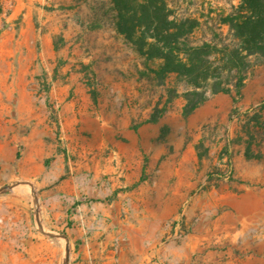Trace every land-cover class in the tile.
Listing matches in <instances>:
<instances>
[{
	"label": "rangeland",
	"instance_id": "obj_1",
	"mask_svg": "<svg viewBox=\"0 0 264 264\" xmlns=\"http://www.w3.org/2000/svg\"><path fill=\"white\" fill-rule=\"evenodd\" d=\"M165 1L210 46L205 82L140 58L110 0H0V264H75L112 215L142 226L153 262L213 264L216 248L264 264V57L213 94L242 0Z\"/></svg>",
	"mask_w": 264,
	"mask_h": 264
},
{
	"label": "trees",
	"instance_id": "obj_2",
	"mask_svg": "<svg viewBox=\"0 0 264 264\" xmlns=\"http://www.w3.org/2000/svg\"><path fill=\"white\" fill-rule=\"evenodd\" d=\"M247 1L242 0L238 14L225 21L236 44L223 49L213 45V94L229 92V86L221 82L222 73L230 75V87L239 91L249 69V57H264V0H256L258 9L255 12L247 7ZM110 2L116 13L117 33L140 58L149 62L160 61L159 74H176L192 78L193 82H205L209 78L206 50L210 46L192 47L186 43L197 26L195 20L170 19L165 0ZM202 100L185 107V115Z\"/></svg>",
	"mask_w": 264,
	"mask_h": 264
},
{
	"label": "crops",
	"instance_id": "obj_3",
	"mask_svg": "<svg viewBox=\"0 0 264 264\" xmlns=\"http://www.w3.org/2000/svg\"><path fill=\"white\" fill-rule=\"evenodd\" d=\"M152 218L153 222L160 220L156 215ZM110 222L111 224L102 225L98 231L82 239L76 253L78 261L75 264H162L161 261L151 260L155 250L146 246L145 240L149 235L141 229L142 226L135 228L131 233L127 231L126 225L122 224L124 220H119L116 215H112ZM112 225L117 229L111 230ZM79 236L81 233L75 238ZM229 251L213 248V264H261L259 258L251 256L249 251L242 257L234 256Z\"/></svg>",
	"mask_w": 264,
	"mask_h": 264
},
{
	"label": "water",
	"instance_id": "obj_4",
	"mask_svg": "<svg viewBox=\"0 0 264 264\" xmlns=\"http://www.w3.org/2000/svg\"><path fill=\"white\" fill-rule=\"evenodd\" d=\"M8 190H9V186H4V187L0 188V194L6 192ZM50 236H55V237H59V238L65 239L63 236H60V235L56 236V235L50 234ZM63 264H67V260H65Z\"/></svg>",
	"mask_w": 264,
	"mask_h": 264
},
{
	"label": "bare ground",
	"instance_id": "obj_5",
	"mask_svg": "<svg viewBox=\"0 0 264 264\" xmlns=\"http://www.w3.org/2000/svg\"><path fill=\"white\" fill-rule=\"evenodd\" d=\"M23 187H25V186H23ZM25 189V188H24ZM26 190H28V189H26Z\"/></svg>",
	"mask_w": 264,
	"mask_h": 264
}]
</instances>
